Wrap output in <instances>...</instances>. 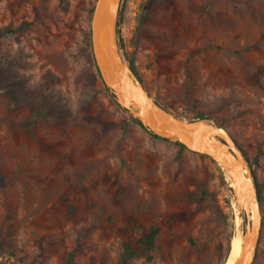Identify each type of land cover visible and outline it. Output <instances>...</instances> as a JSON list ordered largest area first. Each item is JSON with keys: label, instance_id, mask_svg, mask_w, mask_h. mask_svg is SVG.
<instances>
[{"label": "rangeland", "instance_id": "obj_1", "mask_svg": "<svg viewBox=\"0 0 264 264\" xmlns=\"http://www.w3.org/2000/svg\"><path fill=\"white\" fill-rule=\"evenodd\" d=\"M96 2L0 0V264H123L152 228L151 260L128 264H226L247 223L231 182L117 104L91 50ZM117 40L151 98L245 155L264 264V0H119Z\"/></svg>", "mask_w": 264, "mask_h": 264}, {"label": "water", "instance_id": "obj_2", "mask_svg": "<svg viewBox=\"0 0 264 264\" xmlns=\"http://www.w3.org/2000/svg\"><path fill=\"white\" fill-rule=\"evenodd\" d=\"M118 15L119 0H97L91 20V50L102 82L117 104L139 121L144 130L160 139L176 141L188 151L210 159L229 175L235 201L247 216L241 236L247 245L235 264H253L262 217L256 181L245 155L232 136L215 123L180 120L150 97L128 71L120 54Z\"/></svg>", "mask_w": 264, "mask_h": 264}, {"label": "trees", "instance_id": "obj_3", "mask_svg": "<svg viewBox=\"0 0 264 264\" xmlns=\"http://www.w3.org/2000/svg\"><path fill=\"white\" fill-rule=\"evenodd\" d=\"M158 1V0H152ZM131 70L133 71L135 77L140 82L138 78V74L134 67V63L131 61ZM198 119H204L203 116L198 117ZM136 122L140 125L139 121ZM141 126V125H140ZM159 234V230L156 228H152L148 233L141 236L139 240V247H134L130 243H125L123 245V255H122V262L123 264H128L131 260L144 256L147 260H151V253L155 250L156 239ZM71 259L68 258L66 264H70Z\"/></svg>", "mask_w": 264, "mask_h": 264}, {"label": "bare ground", "instance_id": "obj_4", "mask_svg": "<svg viewBox=\"0 0 264 264\" xmlns=\"http://www.w3.org/2000/svg\"><path fill=\"white\" fill-rule=\"evenodd\" d=\"M134 111L137 112L138 108H134ZM206 124H208V123H206ZM226 176L229 180L231 179L227 173H226ZM231 183L233 184V181H231ZM237 235H239V234H237ZM246 245H247L246 240H242L240 238V236L233 239V241L231 243V250H230L229 256L227 258L226 264H235L236 261L241 256L242 248L245 247Z\"/></svg>", "mask_w": 264, "mask_h": 264}]
</instances>
